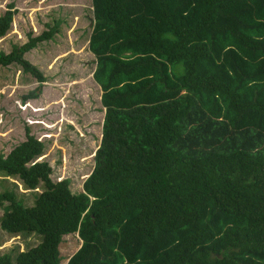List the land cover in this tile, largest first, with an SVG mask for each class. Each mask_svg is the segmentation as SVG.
<instances>
[{"label":"trees","instance_id":"obj_1","mask_svg":"<svg viewBox=\"0 0 264 264\" xmlns=\"http://www.w3.org/2000/svg\"><path fill=\"white\" fill-rule=\"evenodd\" d=\"M91 6L104 108L94 165L73 192L36 160L44 143L28 128L0 154V172L45 186L32 206L0 192V228L41 236L0 264H60L68 234L81 244L66 264H264V0ZM16 13L10 3L0 14V39ZM53 31L0 51V68L15 63L43 82L23 55Z\"/></svg>","mask_w":264,"mask_h":264},{"label":"rangeland","instance_id":"obj_2","mask_svg":"<svg viewBox=\"0 0 264 264\" xmlns=\"http://www.w3.org/2000/svg\"><path fill=\"white\" fill-rule=\"evenodd\" d=\"M10 3L17 13L9 32L0 39V51L8 53L14 46L20 47L29 40V34L34 37L46 30L54 31L23 55L42 73L43 82L29 73H20L15 63L0 68L9 70L0 71V154L6 155L25 140L28 128L44 143L43 154L36 160L49 163L51 179L69 178L72 191L79 192L92 170L101 138V90L90 76L94 60L86 47L75 55L54 56L70 46L80 48L88 39L90 0H0V14ZM73 77L77 79L72 81ZM36 88L38 96L23 102L22 97ZM6 190L13 191L25 206H32L45 186L40 182L30 189L18 176L0 172V192ZM2 213L0 208V217ZM40 241L41 236L34 233L10 234L0 228V254L10 252L13 261L19 252ZM80 244L77 234L63 236L60 264H66Z\"/></svg>","mask_w":264,"mask_h":264},{"label":"crops","instance_id":"obj_3","mask_svg":"<svg viewBox=\"0 0 264 264\" xmlns=\"http://www.w3.org/2000/svg\"><path fill=\"white\" fill-rule=\"evenodd\" d=\"M69 1H73V0H69ZM90 3H91V0H90ZM88 38H89V35H88ZM85 47H86V49L88 50V39H86V41L85 42H83L82 43V45L80 46V48H74V46H70V47H68V49L65 51V52H62V53H58L57 55H55L54 57H56L57 58V56H58V58H60L61 56H63L64 57V55H66V54H76V53H78L79 52V50H81V49H85ZM88 52H89V56H92V62H93V60H94V62L92 63L93 65H94V67H93V70H94V68H95V58H94V56H93V54L88 50ZM74 54V55H75ZM91 54V55H90ZM66 57V56H65ZM52 65H53V63H52ZM49 69H51V68H49ZM93 72V71H92ZM92 72H91V74H90V76H91V78H92V81H94V79H93V77H92ZM75 79H77V77L76 78H74L73 77V79H72V81H74ZM70 83V82H69ZM94 83L100 88V86L94 81ZM73 84H75L74 82H72V85ZM101 90V89H100ZM100 103H101V101H100ZM102 105V104H101Z\"/></svg>","mask_w":264,"mask_h":264},{"label":"clouds","instance_id":"obj_4","mask_svg":"<svg viewBox=\"0 0 264 264\" xmlns=\"http://www.w3.org/2000/svg\"><path fill=\"white\" fill-rule=\"evenodd\" d=\"M91 24V23H90ZM27 105V104H26ZM26 107V106H25Z\"/></svg>","mask_w":264,"mask_h":264}]
</instances>
